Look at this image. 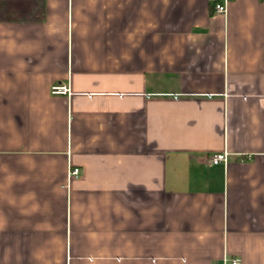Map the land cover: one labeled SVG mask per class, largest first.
Returning a JSON list of instances; mask_svg holds the SVG:
<instances>
[{"label":"crops","instance_id":"0c3cea01","mask_svg":"<svg viewBox=\"0 0 264 264\" xmlns=\"http://www.w3.org/2000/svg\"><path fill=\"white\" fill-rule=\"evenodd\" d=\"M221 1L0 0V264H264V0Z\"/></svg>","mask_w":264,"mask_h":264},{"label":"built area","instance_id":"2783aa9c","mask_svg":"<svg viewBox=\"0 0 264 264\" xmlns=\"http://www.w3.org/2000/svg\"><path fill=\"white\" fill-rule=\"evenodd\" d=\"M231 0H222L221 2L217 3L215 5V12L219 14H225L227 13L228 4ZM68 92V89L66 86H55L52 88L53 94H66ZM228 161V155L227 153H221L216 154L211 158L212 164H221V163H227ZM81 175V170L79 168H71L69 171V180L79 178ZM240 259H230L225 257L222 263L220 264H240Z\"/></svg>","mask_w":264,"mask_h":264}]
</instances>
